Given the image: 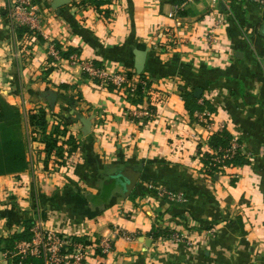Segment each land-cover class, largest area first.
<instances>
[{"label": "crops", "instance_id": "1", "mask_svg": "<svg viewBox=\"0 0 264 264\" xmlns=\"http://www.w3.org/2000/svg\"><path fill=\"white\" fill-rule=\"evenodd\" d=\"M59 1L37 0L38 43L17 36L2 14L11 0H0V95L21 110L22 125L45 109L52 126L66 129L64 141L73 135L79 144L59 170L46 169L40 142L30 161L24 135L26 165L4 167L0 159L7 172L0 174V240L41 222L44 230L84 242L111 238L112 253L90 264H264V10L253 0H199L171 17L170 0H113L101 8L111 11L105 18L77 6L82 0L58 8ZM216 18L224 24L211 53L205 38ZM53 45L99 66L147 75L162 99L156 117L133 121L134 106L121 91L100 88L81 66L52 60ZM185 89L213 111L211 128L192 119ZM222 124L243 142L249 165L213 172L205 166ZM127 167L141 173L130 195L123 180L112 179ZM152 184L183 192L186 203L159 199ZM158 230L189 241L161 240ZM0 264L15 263L0 250Z\"/></svg>", "mask_w": 264, "mask_h": 264}, {"label": "built area", "instance_id": "2", "mask_svg": "<svg viewBox=\"0 0 264 264\" xmlns=\"http://www.w3.org/2000/svg\"><path fill=\"white\" fill-rule=\"evenodd\" d=\"M198 1L199 0H183L180 4H173L171 17ZM214 1L216 4H219L222 0ZM253 1L260 9L264 10V0ZM214 14L215 16L217 15L216 10L213 11L212 15ZM9 18L16 28H28L31 34L27 33V35L35 37L37 34L42 33V18L35 0H16L10 11ZM215 20V25L208 31L205 38V43L208 45L211 53H216V48L220 46V41L216 32L217 29L224 24L223 19L216 18ZM49 55L55 61L62 60V55L55 45L50 47ZM213 56L212 54V57ZM67 61L72 66H81L84 74L87 75L91 81L97 83L100 88L110 89V87H113V89L121 91L126 99L129 96H135L139 87H143V91L147 93L149 98V103L134 106L129 110V116L133 121H151L156 117L157 105L162 99L160 97H158V99L156 98L153 85H147V81L142 79L141 75H138L134 70L109 69L104 66H99L93 60L81 59L78 54H72ZM196 116L200 124L208 128L212 127V119L214 118L213 113L205 111L203 113H196ZM224 129H226V126L222 124L220 131ZM242 149L243 145L239 143V139L234 138L229 148L225 150H211V155L213 157L211 166L225 168L226 161L234 158ZM31 154L35 156V152L32 148ZM150 188L153 189L155 195L159 199L167 200L170 203L183 204L187 201V197L183 192L176 191L170 187L152 184ZM31 231L34 234V238L31 241H20L16 244L12 252H6L8 258H19V262L16 264H25L24 261L29 258L40 259L44 264H90L97 259V257L102 258L109 256L114 250V242L108 237H103L91 243L84 242L68 235L59 234L51 230H44L41 222L34 225ZM157 233H162L159 239L171 243L185 244L189 241V239L180 232L174 230H158ZM118 236H121L127 241H132L135 238L125 230H118Z\"/></svg>", "mask_w": 264, "mask_h": 264}, {"label": "trees", "instance_id": "3", "mask_svg": "<svg viewBox=\"0 0 264 264\" xmlns=\"http://www.w3.org/2000/svg\"><path fill=\"white\" fill-rule=\"evenodd\" d=\"M37 2V0H35ZM183 0H170L171 4H180ZM113 0H82L81 2L77 3V6L80 8H88L92 7L94 10H99L105 18H109L111 15L110 10H102V6L112 4ZM8 11L2 12V14H7ZM17 30V29H16ZM17 36L21 39L23 36L27 33L31 34V31H29L28 28L25 27H19L17 30ZM36 40L39 42L43 41V37L41 34H37ZM58 48L59 44L57 45ZM77 51L73 48H68L66 51L61 52L62 59L68 60L70 56ZM54 60V59H52ZM54 62V61H52ZM99 65V64H98ZM51 72V70H49ZM141 78L147 81V85L151 86L152 81L149 79L147 75H141ZM110 89H113V87H110ZM182 98L186 100V110L191 115L192 119H195L198 121V118L196 116V113H203L207 111L205 109V103L202 105L196 103L198 102V99L195 96V91L189 92L188 89H185L182 93ZM127 100L133 105V106H139L141 104L149 103V98L147 96V93L143 91V87H139L137 93L135 96H129L127 97ZM209 108V107H208ZM211 110V109H209ZM210 113H213V111H209ZM23 113L21 110L10 103L5 97L0 95V125L5 127L4 129L7 130L8 133L12 134L11 140L6 143V146H9V148L14 147L18 148L15 150H20L19 153H15V156L12 160L9 161V163L14 164H24L26 165L25 156H24V149H23V141L20 134L21 126L23 124ZM29 123L30 126L35 128L39 127L42 132L44 133V138L40 140V143L44 146V152H45V165L46 169H49V163L52 158H54L55 154L57 153L60 158H69L72 157V155H75L79 149L78 140L71 135L67 140L64 141V138L66 137V132L63 131V136L60 138L58 137L59 134V128L56 127L55 130L52 133L48 132L49 122L47 119V111L45 109H39L38 111H34L30 113L29 115ZM48 134V135H47ZM61 139L63 140L62 145L60 144ZM233 136L231 133L227 130H221L220 132L214 133L210 139V146L214 150H225L230 147L231 142L233 140ZM37 140V139H34ZM239 143L243 145V142L239 140ZM60 145L62 146L60 148ZM71 145V146H70ZM66 146H70V148L67 150ZM58 148L60 152L58 153ZM68 152V153H67ZM17 154V155H16ZM67 154V155H66ZM212 155L207 153L204 156V164L210 171H219L223 167H213L212 164ZM1 159V158H0ZM226 165L229 166H244L249 165L251 161H249L245 155H241V151L239 154H237L234 158L226 161ZM0 166H2L1 160H0ZM16 166V165H13ZM0 167V174L7 173L4 171V169H1ZM11 169V167H10ZM7 171H13V170H7ZM80 195V194H79ZM241 220L243 221V218L240 216ZM34 227L33 223H29L28 230L26 233L23 234H15L12 237L0 240V250L3 252H12L16 246V244L20 241H31L34 238V234L32 233V228ZM162 233H157L156 236H161ZM19 258L14 259V263H18ZM25 264H44V262L40 259L35 258H29L28 260L24 261Z\"/></svg>", "mask_w": 264, "mask_h": 264}, {"label": "rangeland", "instance_id": "4", "mask_svg": "<svg viewBox=\"0 0 264 264\" xmlns=\"http://www.w3.org/2000/svg\"><path fill=\"white\" fill-rule=\"evenodd\" d=\"M14 4H15V1L11 0L10 5H8V13L7 14H10V11L12 10ZM18 28L19 27H17L16 29L18 30ZM17 30H16V32H17ZM29 115H30V113H29ZM29 115L27 117L28 122L26 123V125H22L21 126L20 134H21V137H22V135H24V137H25V141L27 142L28 158L30 159V161H32V159L35 156H33L34 153L31 154V148L33 149V151L35 153L38 152L39 146L38 147L36 146L37 148H35V145L39 144L40 140H42L44 138V136H43L44 133L42 132V130L39 127L33 128V127L30 126ZM47 119H48V122H49V127H48V132L47 133L48 134L52 133L55 130V128L58 127L59 128L58 137L59 136H63V131H66L65 128L62 129L61 126H55V125L52 126L50 124L51 120H52L51 113H50V115L47 113ZM11 136H12V134L8 133L6 129H3V128L0 129V158L3 161H5L4 162L5 163L4 167H8L9 165H12V163L9 164V161L13 159V157L15 156V153H19L20 152V150H15V149H18V148H14V147L9 148V146H6V143H8V141L11 140ZM34 139H37V140H34ZM61 145H60V148L62 147ZM42 146H43V144H42ZM70 146H68V148H70ZM57 152L58 153L60 152L59 148H58ZM67 162H68V160L66 158H60L58 156V154L56 153L54 158H52L50 160L49 168L53 169V170L54 169L55 170H59L62 167L66 166ZM0 167H3V166H0Z\"/></svg>", "mask_w": 264, "mask_h": 264}, {"label": "water", "instance_id": "5", "mask_svg": "<svg viewBox=\"0 0 264 264\" xmlns=\"http://www.w3.org/2000/svg\"><path fill=\"white\" fill-rule=\"evenodd\" d=\"M66 2V0H60L57 4V7L60 8L62 7ZM145 62H146V54L144 52H140L138 53V62H137V71L139 74H142L144 66H145ZM201 90L198 89L196 91V95L200 96ZM141 177V173L135 171L132 168H126L122 171H120L119 173H117L115 176H113V180L114 179H121L125 182V192L126 195H130L132 193V191L135 189V187L137 186L139 179Z\"/></svg>", "mask_w": 264, "mask_h": 264}]
</instances>
